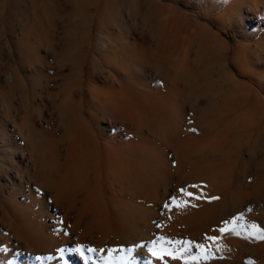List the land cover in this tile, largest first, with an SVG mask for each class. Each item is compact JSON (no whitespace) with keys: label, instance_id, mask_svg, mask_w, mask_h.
<instances>
[{"label":"rangeland","instance_id":"obj_1","mask_svg":"<svg viewBox=\"0 0 264 264\" xmlns=\"http://www.w3.org/2000/svg\"><path fill=\"white\" fill-rule=\"evenodd\" d=\"M241 154L264 173V0H0V264H85L61 258L77 245L98 250L87 264L134 245L131 264H264V240L260 259L204 262L177 223L236 180ZM206 156L230 164L202 181Z\"/></svg>","mask_w":264,"mask_h":264},{"label":"bare ground","instance_id":"obj_2","mask_svg":"<svg viewBox=\"0 0 264 264\" xmlns=\"http://www.w3.org/2000/svg\"><path fill=\"white\" fill-rule=\"evenodd\" d=\"M249 131H250V129H249ZM174 153H175L176 157H178L177 158V164L180 163V165H182L183 160H181V158L179 157V154L178 155L176 154L177 152H174ZM205 153H207V152H205ZM210 155H212V154H210ZM241 155L243 156V154H241ZM166 157H168V155ZM174 159H175V157H174ZM194 163H195V166H193V167H195V168H197L198 166H201V167H199L200 169L198 172V175H199L198 177L202 178L203 180L202 179H198V180L206 181L208 178L211 179L213 177V174L208 172V171H210L209 168H212L211 166L218 163L220 167L224 166L226 168V165H228L229 161L225 160V159L215 160L214 158H209L208 156H206V157H203L201 159L195 160ZM190 164H191V162H190ZM167 166H168V164H167ZM172 169L174 170V168H172ZM173 170L171 172H173ZM127 171H129V170H127ZM172 174L173 173L168 174V172H167L168 176H166V178L164 180L165 185H171V184L173 185L174 184V183H172V180H173ZM146 175L147 174L143 173V171H142V176H141L142 180H143L142 185L139 188V192L137 193V191H136V193H133V194H136V196L138 194V196H140L139 198H142L144 201L153 204L152 209L154 208V210L150 211L149 209L148 210L145 209V211H147V212L150 211V212H148V213L147 212L146 213L140 212L142 214L144 213L143 215H145V216H143L141 214V216L143 218H145L143 221L144 223L142 222L144 224L143 227L148 228L149 226H151V227L153 226L154 219L157 217L158 213L156 214V210H157L156 205L159 202V199H160L159 196L160 195L158 196L156 188H151L150 182L145 177ZM136 176L138 177L139 175L136 174ZM136 176L130 175L128 177H125L127 180V183L131 184ZM162 183H163V181H162ZM211 185H212V183H211ZM133 186L135 187V185H133ZM160 187H163V186H160ZM193 193H194V191H193ZM197 195H198V193H197ZM131 196H133V195H131ZM199 197H201V196H199ZM211 197H219V199L212 200ZM124 198H126V197H124ZM190 198H192V197H190ZM161 199H162V202H163V199L166 200L165 195ZM162 202H160V204ZM189 203L192 204V202H189ZM183 204L185 205V203H183ZM158 205H159V203H158ZM146 208H148V207H146ZM187 209H188V207H187ZM184 210H186V208ZM176 212H177V214H179L178 213L179 211H176ZM166 213H167V211H166ZM137 214H139V211L137 212ZM229 214H232L233 217L228 218L227 215H229ZM237 217H242V219H236ZM225 221H229V223L225 224L224 223ZM172 222L174 223V221H172ZM172 222H171V224H173ZM177 223L180 224V226L182 225L184 227V229H186V231H184V233H189L192 236V237H190L191 239L196 238V239H199V241L201 240L200 242L202 245H204V248H200V251H201L200 256H203V258H204V255L208 256V259L204 258L205 259V260H203L204 262L205 261L206 262L207 261H213L214 259L227 261V262H230V261L241 262V261L245 260L246 257H248V256H251V257L258 259L259 256L261 255V252H262V250H261V241L262 240L257 239L254 235L249 236V233L254 231V229H252L251 225L255 224L257 226V229H259V230L261 228V225L264 226V173H263V170L260 169L259 165H258V154H249L247 157L243 156L241 159V169H240L239 174L236 175V180H233L228 185L218 189L214 194L207 195L206 198H203V196H202L200 198V200L195 204V206L191 207L190 212L187 215H184L181 218V220L178 221ZM233 224H235L237 226V230L240 231V235H236V233L228 231V229H231L233 227ZM138 226H139V223H138ZM246 227H247V230L245 229ZM152 228H154V227H152ZM221 228H224L225 231L221 232L220 231ZM145 230H146V228H145ZM136 231L139 232L138 229ZM133 233H136V232H133ZM147 234H148V232H147ZM131 235H132V232H131ZM137 235H138V233H137ZM139 235H141V236L137 237L134 240L132 239L134 241V243L135 242L138 243V242L145 239L142 236V234H139ZM209 237H216L217 239L212 240V239H209ZM157 257H159V256L154 257L156 262L158 260L160 261V259H158ZM260 258H262V257H260ZM201 260L202 259L200 257V261ZM254 260H256V259H254ZM254 260H252V261H254Z\"/></svg>","mask_w":264,"mask_h":264},{"label":"snow or ice","instance_id":"obj_3","mask_svg":"<svg viewBox=\"0 0 264 264\" xmlns=\"http://www.w3.org/2000/svg\"><path fill=\"white\" fill-rule=\"evenodd\" d=\"M225 3H230V0H224ZM193 131H195V129H193ZM191 187L193 188H196L197 185H191ZM181 192H186L185 189H181ZM39 194V192H38ZM186 195L188 197H193V193L188 191L186 192ZM196 199H199L200 197H195ZM212 200H216V199H219V197H211ZM176 202V198L173 197V203ZM195 206V205H193ZM168 205L165 204V208H167ZM236 219H242V217H237ZM225 224H228L229 221H225L224 222ZM252 229H254L253 232L249 233V236H252L254 235L257 239L259 240H264V232L260 231L259 229H257V226L255 224L251 225ZM221 232H224L225 229L224 228H221L220 229ZM228 231L230 232H234L236 233V235H240V231L237 230V226L235 224H233V227L231 229H228ZM209 239H212V240H215L217 239L216 237H209ZM164 238L163 237H160L159 240H153L151 241V246H148V251L153 255V256H157V252L155 251V248H156V244L159 242V241H163ZM177 245H180L182 242L181 241H176L175 242ZM192 241H184L183 242V249H181L180 247H177L175 249L176 252H181L185 255H188L191 253V247H192ZM147 245H134L133 247H127V248H122V249H115V248H110L108 249V255L107 257H102V259H106L109 264L111 261L113 260H120V261H125L127 262V264H131V261H133L135 259V255H133V253H135L137 251V248H143ZM196 247H199V248H204V245L202 244H198L196 245ZM98 250L96 248H92V247H85L83 245H77L76 247L74 248H68V249H60V252H61V258H63V253L65 252H71V253H77L79 254V256L85 261V264H87V261H89L91 258L89 256H87L85 254V252H88V253H95L97 252ZM117 251H120L121 253H123L122 255H120L119 257H116L113 255V253L117 252ZM166 255H171L172 259L175 260V259H178V257L174 254V253H165ZM164 256H159L158 259H163ZM204 258L205 259H208V256L207 255H204ZM36 259H52V257H36ZM192 259H197L196 257H192ZM64 264H68V261L65 260L64 261Z\"/></svg>","mask_w":264,"mask_h":264}]
</instances>
